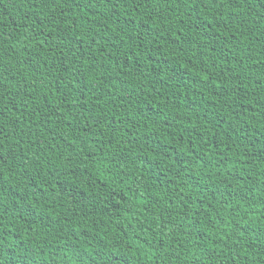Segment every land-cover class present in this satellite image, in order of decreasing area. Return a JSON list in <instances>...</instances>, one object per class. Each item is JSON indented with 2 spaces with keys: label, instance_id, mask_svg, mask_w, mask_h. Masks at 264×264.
Returning a JSON list of instances; mask_svg holds the SVG:
<instances>
[{
  "label": "trees",
  "instance_id": "1",
  "mask_svg": "<svg viewBox=\"0 0 264 264\" xmlns=\"http://www.w3.org/2000/svg\"><path fill=\"white\" fill-rule=\"evenodd\" d=\"M0 264H264V0H0Z\"/></svg>",
  "mask_w": 264,
  "mask_h": 264
}]
</instances>
